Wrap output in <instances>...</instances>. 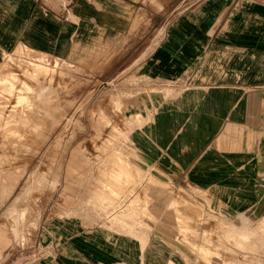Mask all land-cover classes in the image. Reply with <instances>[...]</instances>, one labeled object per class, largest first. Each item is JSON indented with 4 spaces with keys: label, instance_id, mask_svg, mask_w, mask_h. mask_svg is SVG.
<instances>
[{
    "label": "rangeland",
    "instance_id": "1",
    "mask_svg": "<svg viewBox=\"0 0 264 264\" xmlns=\"http://www.w3.org/2000/svg\"><path fill=\"white\" fill-rule=\"evenodd\" d=\"M30 1L80 47L11 0L0 264H264V0Z\"/></svg>",
    "mask_w": 264,
    "mask_h": 264
},
{
    "label": "crops",
    "instance_id": "2",
    "mask_svg": "<svg viewBox=\"0 0 264 264\" xmlns=\"http://www.w3.org/2000/svg\"><path fill=\"white\" fill-rule=\"evenodd\" d=\"M15 7L16 5L13 8ZM34 7L35 4L32 1L22 0V15L20 13L18 14V16H22V43L38 49H66L73 56L75 54V49L80 47V41L76 40L74 34L70 36L60 30L58 25L51 18V16L47 14V12H43L41 9H36ZM207 9L211 12L215 8L212 6ZM19 20L20 19H18V21ZM10 23L11 0H0V63H2L5 57L4 55L10 50ZM18 26H20L19 23ZM140 63L142 64L141 67H139ZM141 68H145V70L146 68L152 69V63H149V60L147 59L142 60L141 62L135 64L132 69H136L137 72H140V70H142ZM148 69L146 71V77L152 79L151 81H153V74L150 77L147 76L149 74ZM153 123H156V121L154 120ZM159 123H161V121H159ZM228 130L226 132L227 134ZM73 264L75 263L73 262Z\"/></svg>",
    "mask_w": 264,
    "mask_h": 264
},
{
    "label": "bare ground",
    "instance_id": "3",
    "mask_svg": "<svg viewBox=\"0 0 264 264\" xmlns=\"http://www.w3.org/2000/svg\"><path fill=\"white\" fill-rule=\"evenodd\" d=\"M177 32H178V30H177ZM175 34V33H174ZM177 34V33H176ZM179 34V33H178ZM174 38V37H173ZM175 39V38H174ZM179 40V39H178ZM27 68H29L30 66H34L35 68H37V69H41V70H44V71H47V67H46V65H44V64H41V63H39V64H37V65H30V64H27V65H25ZM46 67V68H45ZM16 77V76H15ZM14 80H15V78H13V77H9V89L10 90H13V88L15 87V82H14ZM23 84H26V86L28 85V83L27 82H25V81H23ZM37 104H39V103H37ZM42 105V104H41ZM39 106V105H38ZM55 109V108H54ZM37 110H39V109H37ZM32 113L34 114V112L32 111ZM35 114L37 115V111H35ZM29 116L31 117L32 115L31 114H29ZM34 116V115H33ZM38 116H39V114H38ZM35 117V116H34ZM41 117H43V116H39V117H36V118H40L41 119ZM42 119H44V118H42ZM9 175V172H7V171H5L4 173H2V176H4L3 177V180L4 181H7L8 180V176ZM262 223H260L259 222V224L258 225H261ZM261 227L263 228V226L261 225V226H255V228H251V227H241V228H238V230H240V231H242V232H244V235L246 236V237H253V234H255V233H257V235H259V237H258V239H257V241H256V243L258 244H260L261 242V238H264V237H262V232H261ZM235 229H237V228H235ZM261 232V233H260ZM223 261H224V259H223ZM234 260H231V261H225V262H223L224 264H234Z\"/></svg>",
    "mask_w": 264,
    "mask_h": 264
}]
</instances>
